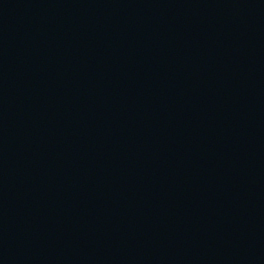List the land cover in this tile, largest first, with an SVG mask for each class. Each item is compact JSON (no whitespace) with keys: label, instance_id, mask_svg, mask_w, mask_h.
<instances>
[{"label":"water","instance_id":"95a60500","mask_svg":"<svg viewBox=\"0 0 264 264\" xmlns=\"http://www.w3.org/2000/svg\"><path fill=\"white\" fill-rule=\"evenodd\" d=\"M0 264H264V0H0Z\"/></svg>","mask_w":264,"mask_h":264}]
</instances>
